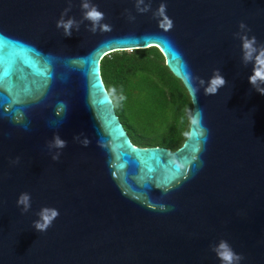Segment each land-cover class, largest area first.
I'll return each mask as SVG.
<instances>
[{"label": "water", "instance_id": "95a60500", "mask_svg": "<svg viewBox=\"0 0 264 264\" xmlns=\"http://www.w3.org/2000/svg\"><path fill=\"white\" fill-rule=\"evenodd\" d=\"M71 2L65 18L79 21L82 0ZM68 3L0 0V264H221L211 245L222 239L240 264H264V95L234 35L243 21L264 44V0H144L145 13L137 0H90L110 30L85 20L65 36ZM161 4L171 28L153 15ZM152 46L185 86L189 70L227 81L216 95L189 92L176 150L134 144L101 72L104 56ZM57 133L67 146L50 150ZM45 206L59 216L38 232Z\"/></svg>", "mask_w": 264, "mask_h": 264}, {"label": "trees", "instance_id": "16d2710c", "mask_svg": "<svg viewBox=\"0 0 264 264\" xmlns=\"http://www.w3.org/2000/svg\"><path fill=\"white\" fill-rule=\"evenodd\" d=\"M101 72L134 144L176 150L184 143L189 135L193 102L158 47L112 52L101 60ZM159 123L171 124V131L156 137L153 130H145Z\"/></svg>", "mask_w": 264, "mask_h": 264}, {"label": "clouds", "instance_id": "9594fccd", "mask_svg": "<svg viewBox=\"0 0 264 264\" xmlns=\"http://www.w3.org/2000/svg\"><path fill=\"white\" fill-rule=\"evenodd\" d=\"M82 19L77 20L75 17L65 18L71 11L72 2L69 0L68 7L64 9L60 19L57 21V28H62L65 36H71L73 30L79 31L81 24L87 20L90 22L89 31L96 33L98 30L105 31L110 30L111 26L104 21L105 13L99 9L97 5L90 3V0H82ZM166 4H161L156 12L153 13L154 17L163 16L167 21V26L171 28L172 21L165 15ZM136 9L140 13H145L151 10V4H145L144 0H137ZM135 19V17H130ZM240 31L234 35L242 41V62L245 66L249 63H253V72L249 77V82L252 87L260 94L264 95V44H258L257 38L252 35L249 37L248 32L251 29L248 25L241 21L239 25ZM198 81V84L196 83ZM227 81L222 76L219 68L215 69L213 75L208 81L199 76H194L189 70L186 75L185 84L189 92L197 98L201 87L204 88V94L207 96L216 95L219 89L226 85ZM61 108L65 109L66 105L62 102ZM203 110H196L195 119H201ZM83 134L77 135L74 139L80 141V143L87 147L91 141L88 137L84 136L81 140L80 137ZM67 146V141L61 138L57 133L54 135L53 140L49 143V149H63ZM61 153L56 151L52 155L53 160H59ZM20 158L17 157L13 164H18ZM17 205L22 206V212H28L31 209V194L28 192L21 193L17 200ZM39 219L33 222L34 228L38 232L47 231V229L53 224V221L59 216V210L55 208L43 207L37 213ZM211 249L216 253L217 257L221 261V264H240L243 259L242 254L235 252L227 240H220L218 243L211 245Z\"/></svg>", "mask_w": 264, "mask_h": 264}, {"label": "rangeland", "instance_id": "374dc122", "mask_svg": "<svg viewBox=\"0 0 264 264\" xmlns=\"http://www.w3.org/2000/svg\"><path fill=\"white\" fill-rule=\"evenodd\" d=\"M171 121V120H170ZM145 130L150 131L152 133V130L156 132V137H163V135H166L167 132L171 131V124L167 123H159L152 125V128L147 126Z\"/></svg>", "mask_w": 264, "mask_h": 264}]
</instances>
